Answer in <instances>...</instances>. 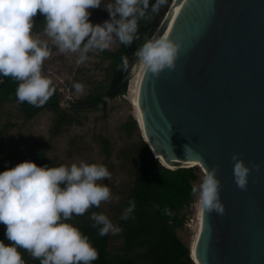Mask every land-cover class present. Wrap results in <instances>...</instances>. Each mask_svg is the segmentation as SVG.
<instances>
[{
	"label": "water",
	"instance_id": "water-1",
	"mask_svg": "<svg viewBox=\"0 0 264 264\" xmlns=\"http://www.w3.org/2000/svg\"><path fill=\"white\" fill-rule=\"evenodd\" d=\"M159 36L181 49L159 77L144 67L136 85L142 134L169 168L218 167L225 208H202L191 256L197 264H264V0H173L152 38ZM138 61L103 99L83 106L129 84ZM233 155L251 168L246 191L235 183Z\"/></svg>",
	"mask_w": 264,
	"mask_h": 264
},
{
	"label": "clouds",
	"instance_id": "clouds-1",
	"mask_svg": "<svg viewBox=\"0 0 264 264\" xmlns=\"http://www.w3.org/2000/svg\"><path fill=\"white\" fill-rule=\"evenodd\" d=\"M167 0H114L104 8L110 20L102 25L90 22V9L101 7L102 0H0V75L18 81L17 103L35 107L45 105L55 92L52 81L43 73L44 62L50 58L52 45L61 54L79 53L77 63L83 64L88 53L109 49L117 39L130 46L139 39V21L158 13ZM45 17L44 35H33L34 17ZM181 46L167 36L146 39L135 53L148 72L159 77L165 69H174ZM118 70L126 71L128 57H121ZM78 93L84 85L75 82ZM233 175L237 187L246 191L251 168L238 155H233ZM257 170L259 165H255ZM217 168L208 171L191 192L198 195L199 205L207 212L223 214L220 200L221 181ZM111 178L103 164L87 163L41 167L24 161L0 172V223L6 226V237L0 241V264H25L19 249L26 250L40 264H92L99 253L89 238L66 223L73 215H84L89 209L113 199L111 189L98 181ZM118 199V197H116ZM130 200L121 215L127 220L135 210ZM166 215H172L165 209ZM92 227L98 235L119 234L122 229L107 215L92 212Z\"/></svg>",
	"mask_w": 264,
	"mask_h": 264
},
{
	"label": "trees",
	"instance_id": "trees-1",
	"mask_svg": "<svg viewBox=\"0 0 264 264\" xmlns=\"http://www.w3.org/2000/svg\"><path fill=\"white\" fill-rule=\"evenodd\" d=\"M173 0H167L165 10L160 8L158 13L151 14L150 19L139 21L138 36L130 46H124L119 42L115 49L104 50L105 57L110 60L107 68L108 79L104 90L89 94L84 99L74 100L73 110L83 108L85 104H92L103 99L109 92L120 84L127 74L135 53L143 45L146 39H151L159 27L166 10ZM114 3V0H112ZM155 3V0H151ZM94 12L97 23L102 25L110 20V13L99 8L90 9ZM156 20H153L155 16ZM45 17L37 14L34 17L33 30H39V26H44ZM128 57V68L126 71L118 70L122 63L121 57ZM18 81L11 77L0 75V104L13 102L18 111L25 119H33L43 109L53 110L57 114L52 134L54 136L62 130L63 126L78 123L74 114L61 107L63 99L62 91L59 87H54L55 92L49 101L42 107H35L27 102L18 104L16 89ZM128 83L120 90L114 92L107 100L100 104L103 109L109 100L127 93ZM97 105H92L95 108ZM90 107V106H87ZM8 127L0 130V168L5 171L14 168L24 161L35 162L38 166L58 167L62 163L50 161L46 157L45 150L37 141H16L7 142L3 135ZM129 132L138 131V139L120 149V157L125 164H128L132 171V183L124 195V199L118 215H116L117 226L122 229L120 232L122 244L117 248H110L112 234L105 236L98 235V228L92 227L93 221L90 219L92 212L101 213L100 206L89 209L84 215L73 217L65 221L78 228L81 233L89 238V241L99 253V258L92 264H197L191 256V242L183 240L180 235L187 221L183 210L190 208L196 201V196L191 192L192 186L196 185L200 179L201 167L195 165L191 167L169 168L155 156L149 144L141 135L137 122L133 118L125 124ZM142 132V131H141ZM98 141L103 153L107 158L112 156V145L109 138L100 134ZM135 200V210L127 220H122L121 215L130 200ZM165 209H170L172 215H166ZM6 226L0 223V241L10 245L5 235ZM25 264H40L39 259H33L24 249H19Z\"/></svg>",
	"mask_w": 264,
	"mask_h": 264
},
{
	"label": "rangeland",
	"instance_id": "rangeland-1",
	"mask_svg": "<svg viewBox=\"0 0 264 264\" xmlns=\"http://www.w3.org/2000/svg\"><path fill=\"white\" fill-rule=\"evenodd\" d=\"M109 3H113L112 0H102L99 9L102 11L106 10L104 7ZM162 9H166L165 5L162 6ZM90 13V22L93 25L100 24V22L97 23L94 12L90 11ZM158 16H155L153 20H156ZM44 27L45 25H40L39 30H33V35L42 40L48 39L44 35ZM118 44L119 41L114 39L109 49H115ZM49 46L52 54L44 62L43 73L52 81L53 87L61 89L63 95L61 107L74 114L78 123L63 126L58 135L54 136L52 128L57 118L55 111L45 108L33 119L27 120L18 111L13 102H4L0 104V130L8 127L3 137L9 143L37 141L45 150L47 159L60 162L62 163L61 165L70 166L73 163L79 164L81 161L89 164L105 165L111 173V178L98 181V183L105 184L111 189L113 199L108 202H102L100 208L101 213L107 215L112 223L117 226V211L133 180L130 166L125 164L120 157V149L138 139V131L129 132L125 128V124L134 118L142 135L138 122V119H140L139 112L135 105L136 80L131 79L127 93L109 100L105 109L100 107L101 105H97L96 108L90 106L73 110L72 101L84 99L89 94L104 90L103 86L107 83V68L110 60L105 57L103 51L93 50L88 53V59L81 64L77 63L79 53L61 54L50 40ZM141 67L142 64L139 70ZM75 82L84 85L82 93L76 92L73 88V83ZM100 134L111 141L113 152L110 158H107L102 151L98 141ZM201 171L200 179L196 185L201 182L202 177L205 175L202 168ZM0 172H3L1 168ZM198 200L197 195L195 203L190 208L183 210L187 221L180 235L183 240L191 242V247L195 244L200 224V205ZM111 234L110 248L120 247L122 244L121 234Z\"/></svg>",
	"mask_w": 264,
	"mask_h": 264
},
{
	"label": "bare ground",
	"instance_id": "bare-ground-1",
	"mask_svg": "<svg viewBox=\"0 0 264 264\" xmlns=\"http://www.w3.org/2000/svg\"><path fill=\"white\" fill-rule=\"evenodd\" d=\"M180 9V8H179ZM178 9V10H179ZM177 10V8H176V11H178ZM140 63L135 67V70H134V73H133V80H136V85H137V83H138V81H139V78H140V76H141V74H142V72H143V70H144V67L145 66H143L142 65V67H141V69L139 70V68H140ZM139 70V72L137 73V71ZM137 73V74H136ZM136 74V75H135ZM132 80V81H133ZM136 85H135V91H136ZM135 105L137 106V104H136V99H135ZM139 118H140V116H139ZM140 120V119H139ZM140 122H141V120H140ZM141 127H142V124H141ZM199 163H196V165H198ZM201 213H202V207L200 206V224H199V227H198V230H197V234H198V232H199V229H200V226H201ZM195 245V244H194ZM192 248V247H191ZM193 250L192 251H194V246H193V248H192Z\"/></svg>",
	"mask_w": 264,
	"mask_h": 264
}]
</instances>
